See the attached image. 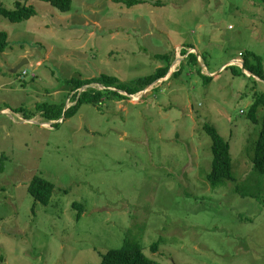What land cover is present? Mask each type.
Here are the masks:
<instances>
[{
	"label": "rangeland",
	"instance_id": "374dc122",
	"mask_svg": "<svg viewBox=\"0 0 264 264\" xmlns=\"http://www.w3.org/2000/svg\"><path fill=\"white\" fill-rule=\"evenodd\" d=\"M142 1L73 0L62 13L29 0V20L0 15V264H101L127 243L160 264H264V175L253 163L264 108L249 119L264 82L239 74L248 51L264 67V4ZM169 56V74L137 96L65 116L67 81L129 83ZM43 104L62 119L48 122ZM206 124L231 148L235 181L216 189ZM37 176L54 185L47 204L28 192Z\"/></svg>",
	"mask_w": 264,
	"mask_h": 264
},
{
	"label": "trees",
	"instance_id": "16d2710c",
	"mask_svg": "<svg viewBox=\"0 0 264 264\" xmlns=\"http://www.w3.org/2000/svg\"><path fill=\"white\" fill-rule=\"evenodd\" d=\"M29 0H15V9L10 10L0 5V15L6 18L11 23H20L27 21L32 18L36 11L32 6H27ZM49 3L53 7L57 8L62 13H68L72 9L73 0H40ZM261 4H264V0H257ZM119 2L124 3L128 7L144 3L142 0H119ZM26 3V4H25ZM9 47V35L5 31H0V53H4ZM186 55L188 52L183 50ZM192 59L195 62L198 61L199 55L191 53L187 56V59ZM164 61H167L168 55L162 56ZM171 56H169L168 64L165 67L159 68L155 73L137 78L129 83H122L118 78L100 75L92 79L83 80L80 78H73L67 81V85L70 87L72 94V99L75 105L70 107L65 116L69 114H75L84 103H88L94 106H98L99 103L103 102L105 99L108 100H123L126 98L120 92H125L128 95H137L142 91L146 90L148 87L154 85L161 79H164L170 72L171 69ZM231 69L235 70V66H230ZM227 67L226 69L230 68ZM238 68V67H236ZM244 68L246 71L250 72L253 77H257L264 82V67L263 61L260 56L253 52H245L244 55ZM179 72H176L178 74ZM240 75L247 76L243 73V70L239 72ZM93 84H98L103 86L102 90L98 88L89 87L88 89L80 92V90L86 88L87 86H92ZM74 93V94H73ZM260 107L264 108V93L258 94L255 103L253 104L249 119L256 122L257 121V111ZM43 111L44 117L49 121L61 120L64 114L63 108L52 107L48 104H43L40 107ZM21 112V111H20ZM30 119V118H29ZM263 127L260 132L259 138L255 143L254 148V170L264 175V113H263ZM207 134L212 140V153L213 162L211 173L208 175V181L210 185L216 189L225 185L227 182H234L235 178L232 173V158L230 152V144L224 140V138L219 134L217 129L209 124L204 127ZM238 189V188H236ZM54 190V185L43 177H34L28 187V192L34 197L37 202L47 204L50 199L52 192ZM239 191V190H238ZM76 208L83 209L82 204L76 203L74 205ZM81 214H79L80 217ZM136 242V241H133ZM160 240L154 244L158 246ZM156 251V248H153ZM101 264H160L159 262L153 261L148 258L144 252L143 248L138 243H127L120 249H114L109 251L104 255Z\"/></svg>",
	"mask_w": 264,
	"mask_h": 264
},
{
	"label": "water",
	"instance_id": "95a60500",
	"mask_svg": "<svg viewBox=\"0 0 264 264\" xmlns=\"http://www.w3.org/2000/svg\"><path fill=\"white\" fill-rule=\"evenodd\" d=\"M235 61H237V60H234V61H232L231 63H229V64L227 65V67L230 66V65H232V64H236L237 62H235ZM23 64H24V63L20 64L19 67H18L17 69H19ZM227 67H226V68H227ZM241 68H242V70H243V73H245L247 76H249V77H250V76H253L252 74H248V73H247V71H246L245 68H244V64L242 65ZM16 71H17V70H16ZM216 74H217V73H216ZM216 74H213V75H216ZM87 87H90V86H87ZM81 91H82V90H81Z\"/></svg>",
	"mask_w": 264,
	"mask_h": 264
},
{
	"label": "bare ground",
	"instance_id": "6f19581e",
	"mask_svg": "<svg viewBox=\"0 0 264 264\" xmlns=\"http://www.w3.org/2000/svg\"><path fill=\"white\" fill-rule=\"evenodd\" d=\"M247 73L250 74L248 71H247ZM127 95H128V94H127ZM132 96H134V95H132ZM135 96H137V95H135Z\"/></svg>",
	"mask_w": 264,
	"mask_h": 264
},
{
	"label": "crops",
	"instance_id": "0c3cea01",
	"mask_svg": "<svg viewBox=\"0 0 264 264\" xmlns=\"http://www.w3.org/2000/svg\"><path fill=\"white\" fill-rule=\"evenodd\" d=\"M223 68H224V67H223ZM223 68H222V69H223ZM249 73H250V72H249ZM215 74H216V73H215ZM5 111H6V110H5ZM34 123H35V122H34Z\"/></svg>",
	"mask_w": 264,
	"mask_h": 264
},
{
	"label": "flooded vegetation",
	"instance_id": "af4514ba",
	"mask_svg": "<svg viewBox=\"0 0 264 264\" xmlns=\"http://www.w3.org/2000/svg\"><path fill=\"white\" fill-rule=\"evenodd\" d=\"M35 108H37V105H35Z\"/></svg>",
	"mask_w": 264,
	"mask_h": 264
}]
</instances>
